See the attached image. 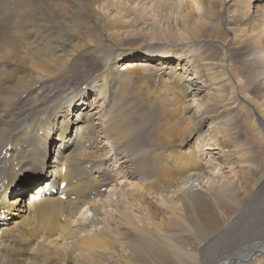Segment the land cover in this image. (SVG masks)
Masks as SVG:
<instances>
[{
  "label": "bare ground",
  "instance_id": "bare-ground-1",
  "mask_svg": "<svg viewBox=\"0 0 264 264\" xmlns=\"http://www.w3.org/2000/svg\"><path fill=\"white\" fill-rule=\"evenodd\" d=\"M3 188L0 264H264V0H0Z\"/></svg>",
  "mask_w": 264,
  "mask_h": 264
},
{
  "label": "rangeland",
  "instance_id": "rangeland-1",
  "mask_svg": "<svg viewBox=\"0 0 264 264\" xmlns=\"http://www.w3.org/2000/svg\"><path fill=\"white\" fill-rule=\"evenodd\" d=\"M148 1H153V0H148ZM154 1H156V0H154ZM217 2H218V0H217ZM148 4H150V5H152V3H148ZM215 6H218V3H216L215 2V4H214ZM214 6V7H215ZM136 7H138V4H137V6ZM149 6L148 5H145V6H143V8H148ZM216 8H213V10H214V12H216V10H215ZM197 16L199 17V18H204V17H206V18H209L210 17V19H211V21H212V23L213 24H215V29H214V31H216V30H218L219 32L221 31V29H220V25L222 24V19H221V17L219 16V14L218 13H215L214 14V16H209V15H207L206 13H198L197 14ZM223 25V24H222ZM141 56H144V55H141ZM139 63V62H138ZM138 65V64H137ZM243 75L245 76V71H244V73H243ZM155 76V77H154ZM156 76L157 75H153V76H151V77H153V78H156ZM151 77L149 78V80L151 79ZM89 83L90 84H92V86H91V93L93 92V93H95V92H98L99 90H100V87H99V85H98V80L97 79H94V78H92L90 81H89ZM142 84H145V82L144 83H142ZM93 98H95V96H91V97H89V99H88V101H87V104H86V106L88 107V108H90V105L92 104V101H94V100H92ZM98 111V110H97ZM74 134V133H73ZM251 137L252 136H254V133L253 132H251ZM54 137H57V135H55ZM201 140V139H200ZM199 140V135H196L195 137H194V139L192 140V145L194 144V143H196V146L197 147H202V144H201V142H198V141H200ZM105 145H108V144H105ZM252 147V152L254 151V155H258V153H257V149H256V147H255V145H254V147H253V145L251 146ZM187 148H189V147H187ZM103 149V148H102ZM110 155H111V157H110ZM108 168L110 169V170H113L114 169V167H117V168H119V169H123V167L121 166L122 164L121 163H119V158H117V156L114 154V153H111V154H109L108 155ZM112 168V169H111ZM24 180V174H23V172L21 171L20 173H19V175H18V179L16 180V182L17 183H19V184H21V182ZM103 192H105V189H103ZM239 223H240V225H241V227H242V230L244 231V224H243V222H240L239 221ZM233 248H238L239 250H241L242 251V253H245L246 252V249L244 248L243 250H242V248H241V246L239 245V243L238 242H234V246H233ZM2 253V251L0 250V254ZM198 256H200L199 254H198ZM200 258V257H199ZM247 264V263H246Z\"/></svg>",
  "mask_w": 264,
  "mask_h": 264
}]
</instances>
